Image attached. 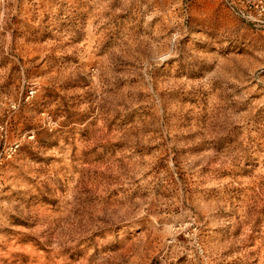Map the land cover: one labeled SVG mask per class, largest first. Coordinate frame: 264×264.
<instances>
[{
  "label": "rangeland",
  "instance_id": "374dc122",
  "mask_svg": "<svg viewBox=\"0 0 264 264\" xmlns=\"http://www.w3.org/2000/svg\"><path fill=\"white\" fill-rule=\"evenodd\" d=\"M260 0H0V264H264Z\"/></svg>",
  "mask_w": 264,
  "mask_h": 264
},
{
  "label": "built area",
  "instance_id": "2783aa9c",
  "mask_svg": "<svg viewBox=\"0 0 264 264\" xmlns=\"http://www.w3.org/2000/svg\"><path fill=\"white\" fill-rule=\"evenodd\" d=\"M251 7L259 14V16H264V0L254 2Z\"/></svg>",
  "mask_w": 264,
  "mask_h": 264
}]
</instances>
